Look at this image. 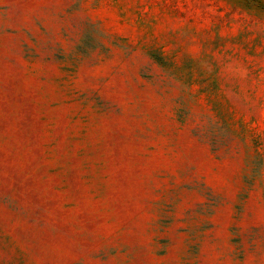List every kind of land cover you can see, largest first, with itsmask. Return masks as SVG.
Returning <instances> with one entry per match:
<instances>
[{
	"label": "rangeland",
	"instance_id": "374dc122",
	"mask_svg": "<svg viewBox=\"0 0 264 264\" xmlns=\"http://www.w3.org/2000/svg\"><path fill=\"white\" fill-rule=\"evenodd\" d=\"M0 264H264V0H0Z\"/></svg>",
	"mask_w": 264,
	"mask_h": 264
}]
</instances>
